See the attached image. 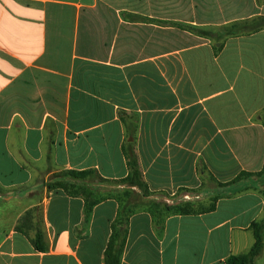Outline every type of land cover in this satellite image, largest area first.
Returning <instances> with one entry per match:
<instances>
[{
	"label": "crops",
	"instance_id": "obj_1",
	"mask_svg": "<svg viewBox=\"0 0 264 264\" xmlns=\"http://www.w3.org/2000/svg\"><path fill=\"white\" fill-rule=\"evenodd\" d=\"M261 17L264 0H0V264L248 253L264 220L249 176L264 168V28L218 51L201 32Z\"/></svg>",
	"mask_w": 264,
	"mask_h": 264
},
{
	"label": "trees",
	"instance_id": "obj_2",
	"mask_svg": "<svg viewBox=\"0 0 264 264\" xmlns=\"http://www.w3.org/2000/svg\"><path fill=\"white\" fill-rule=\"evenodd\" d=\"M264 28V17L255 19L253 21H246V22H239L235 23L233 25H230L228 27H225L222 31L219 32H212V31H202L201 33L204 36H208L209 38H213L216 43H220V47H215L216 51L222 49V41L229 37H237V36H243L255 33L259 31L260 29ZM264 120V117H263ZM127 159H128V165L130 167L131 172V178L130 183L134 184V186H137L139 188L143 187V183L139 176V167L138 162L136 160L135 153L131 150L126 153ZM68 176L75 177V178H82L86 175H94L93 171H88L86 173H82L80 175L68 172L65 173ZM249 174H244V176H248ZM249 176H255L258 179H260L262 187H263V193H264V168L263 171L257 174H251ZM27 215L23 217L21 224L17 227L18 231L23 232V229L21 228L22 225L25 224V221L27 220ZM255 243L252 249L245 254L238 255V256H232L227 260L228 264H256V259L259 258L263 254L264 250V220L255 222L250 227ZM31 242L33 246L38 251H44L46 249L44 245V237L43 233L38 230L36 233V236L31 239Z\"/></svg>",
	"mask_w": 264,
	"mask_h": 264
}]
</instances>
